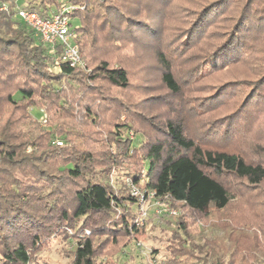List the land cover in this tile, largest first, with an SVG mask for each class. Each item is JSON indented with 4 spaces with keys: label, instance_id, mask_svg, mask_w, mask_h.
I'll use <instances>...</instances> for the list:
<instances>
[{
    "label": "rangeland",
    "instance_id": "1",
    "mask_svg": "<svg viewBox=\"0 0 264 264\" xmlns=\"http://www.w3.org/2000/svg\"><path fill=\"white\" fill-rule=\"evenodd\" d=\"M11 1L17 2L18 7L28 2L6 0L2 5L9 6ZM112 1L109 3L117 4L125 13L135 14V20L141 23L128 28L126 22L110 17L112 23L97 25L94 54L99 60L91 62L90 67L103 60L110 66H124L130 73L131 83L127 89L115 87L103 79L90 83V86H98L97 91L104 97L101 99L102 110L96 115L98 121L87 114L81 120L75 119L76 136H69L64 147L67 149L65 153L70 152L74 146H71L73 138L80 150L91 152L93 160L81 177H65L61 190H58V196L63 198L59 200L60 206L65 201V206L70 203L69 210H72L73 193L89 180L105 181L121 195L129 192L130 182L145 190L144 174L138 175L144 147L133 156L124 153L115 156L117 161L109 159L113 150L118 152L121 149L112 136L116 123H130L134 132L130 131L129 135L137 145L164 138L168 120L181 118L188 134L196 139L205 137L207 147L247 150L251 158L264 162L261 148L264 146V101L255 100L256 107L246 114L244 120L235 119L233 128L238 130L231 137L226 135L225 126L215 134L210 130V125L225 120L221 118L240 108L247 93L257 85H252V81L258 79L264 91V29L259 27L247 32L249 47L236 62L219 67L215 57L208 56L223 43L224 34L237 13L248 5L252 9V19L256 20L260 8L264 7V0H252L249 4L248 0H223L211 15L204 34L196 41L189 40L186 34L197 19L196 11L211 0ZM78 23V20H73V25ZM89 50L85 47L86 55ZM159 50H163L170 60L180 83L179 93H173L162 80L164 70L158 59ZM206 57L210 58L207 62ZM63 85L68 86L66 82ZM228 85L225 97L215 96V92ZM73 89L77 93L83 91L79 82L74 83ZM15 93L16 88L12 89V94L19 99V104L26 102ZM6 111H9L8 115L4 114ZM22 113L20 109L5 104L3 122L10 114L16 120ZM32 114L37 119L43 117L39 107H33ZM46 120H42L44 123L28 120L27 125L22 124L25 123L23 120L20 128L24 133L30 132L35 123L43 129ZM58 140L56 145L63 147L57 144ZM55 149L57 151V147ZM59 154L52 153L49 164L54 173L65 174L58 167L64 166L67 160L65 155ZM16 174L29 183L33 191L37 185L46 198H54L49 195L48 180L41 173L27 168ZM225 181L234 196L227 208L212 207L200 213L189 211L182 204L179 206L188 220L187 234L178 227L179 219L174 221L159 216L151 205L148 206V215L138 224L139 233L128 236L120 229L114 232L110 221L113 217L118 218L123 210L122 207L116 208L110 219L105 217L106 228L92 234L96 264H213L220 259L225 264H264V181L258 186L247 185L245 180L234 176H226ZM137 213L140 220L138 210ZM44 214H47V224H50L49 235L45 234L32 251L29 264H71L77 239L89 235L90 229L75 235L82 220L72 218L68 222H60L52 217L55 211L54 214L44 211ZM97 218L100 219L99 216ZM54 219L56 224L52 222Z\"/></svg>",
    "mask_w": 264,
    "mask_h": 264
},
{
    "label": "trees",
    "instance_id": "2",
    "mask_svg": "<svg viewBox=\"0 0 264 264\" xmlns=\"http://www.w3.org/2000/svg\"><path fill=\"white\" fill-rule=\"evenodd\" d=\"M4 1L6 0H0V264L31 262L32 251L49 235L47 230L50 224H47L48 216L44 211L53 214L55 211L52 217H56L60 222H68L72 218L82 220L75 235L86 229H90L91 233L77 239L71 264H96V248L92 234L106 228V219L114 215L116 208L122 207L123 210L118 218L109 220L111 229L114 232L120 229L128 236L139 233L136 198L129 192L122 195L117 193L114 187L105 181L89 180L73 193L72 210H69L70 203L65 206V201L63 206H60L59 200L63 198L58 196V190H61L65 177H81L93 160L91 152L80 150L73 138L71 146H74L70 152L65 153L67 149L64 146L67 145L69 136H76L75 119L81 120L87 114L95 119V122L98 121L96 115L102 110L101 99L104 97L102 92L97 91L98 86H90V83L103 79L122 89H127L131 83L130 73L124 66H110L103 60L93 68L90 67L91 62L99 60L94 54L97 42L95 28L100 24H110L111 18L121 19L126 22L128 28L136 23L140 24L141 21L135 20V14L125 13L117 4L109 3L114 2L112 0H72L84 6L83 9L75 11L73 17L79 21L75 25L76 40L85 67L61 63L59 68L50 70L53 61L46 47L39 43L27 24L17 17L14 19L13 1L10 4L12 11L2 9ZM222 1L211 0V3L203 4L196 11L197 21L193 22L186 34L189 40L196 41L201 38L211 15L219 9ZM61 2L62 0H28L29 6L43 16L58 8ZM247 2L249 4L253 1ZM251 12L252 9L248 5L243 7L228 26L223 43L208 55L215 57L219 67L236 62L245 55L249 47L247 32L259 27L264 29V7L260 8L259 18L256 20L252 19ZM85 47L90 49L87 54L89 58ZM164 53L163 50L158 52V59L164 70L162 80L173 93H179V80ZM206 59L207 62L210 58ZM65 82L67 87L62 86ZM75 82L81 83L82 93L73 89ZM258 83V79L252 81V85H257L247 93L238 110L221 118L225 120L210 125L214 134L225 126L226 135L231 137L232 133L238 130L233 128L235 119L244 120L246 114L256 107L255 100L264 101L263 87ZM227 87L229 85L219 89L215 96L220 99L225 97ZM14 88L21 101L26 102L19 104V99L12 94ZM5 104L20 109L23 112L20 118L15 120L10 114L3 122L2 109ZM33 107H39L43 117L37 119L33 116ZM4 114L8 115L9 111ZM44 118L47 120L43 129L35 123V128L30 132L24 133L20 128L23 120L25 123L22 124L27 125L28 120L43 122ZM130 131L134 132L129 122L116 123L112 136L121 149L118 152L113 150L109 159L117 161L116 158L124 153L133 156L144 147L138 170V175L144 174V188L154 191L157 197L180 211L178 227L185 234L189 232V227L186 214L179 208L181 204L189 211L200 213L212 207L225 209L234 198L225 181L226 176L243 179L250 186H258L264 181L263 161L251 158L247 150L207 147L205 137L196 139L188 134L181 118L169 119L164 130L165 137L154 142H140L136 145L134 139L130 138ZM57 138L62 141L64 148L56 145ZM54 147H57V151ZM261 148L264 151V146ZM54 152L65 155L66 164L58 167V170L65 174L54 173L50 167L49 160ZM27 168L46 177L49 195L54 196L53 199L46 198L37 185L33 191L29 183L17 177L18 171ZM49 172L52 173L48 175ZM52 222L56 224L57 220ZM213 264L225 262L220 259Z\"/></svg>",
    "mask_w": 264,
    "mask_h": 264
},
{
    "label": "built area",
    "instance_id": "3",
    "mask_svg": "<svg viewBox=\"0 0 264 264\" xmlns=\"http://www.w3.org/2000/svg\"><path fill=\"white\" fill-rule=\"evenodd\" d=\"M83 8L84 6L74 3L72 0H62L58 8L43 16L40 12L32 9L28 2L21 7H18L15 2L13 15L27 24L39 42L46 47L53 61L49 67L50 70L59 68L61 63L84 68L85 62L80 55L79 44L76 40L77 31L73 25V13ZM2 9L12 11L11 6L6 4L2 5ZM57 144L63 145L60 140L57 141ZM128 187L130 194L136 198V207L140 212L138 222L148 215L149 205L155 209L157 215L166 216L169 220H178L180 211L172 207L169 202L157 197L154 191L141 190L133 182H130Z\"/></svg>",
    "mask_w": 264,
    "mask_h": 264
}]
</instances>
